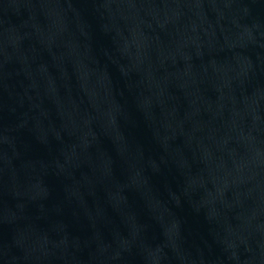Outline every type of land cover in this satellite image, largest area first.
Segmentation results:
<instances>
[{"label":"water","instance_id":"95a60500","mask_svg":"<svg viewBox=\"0 0 264 264\" xmlns=\"http://www.w3.org/2000/svg\"><path fill=\"white\" fill-rule=\"evenodd\" d=\"M0 264H264V0H0Z\"/></svg>","mask_w":264,"mask_h":264}]
</instances>
